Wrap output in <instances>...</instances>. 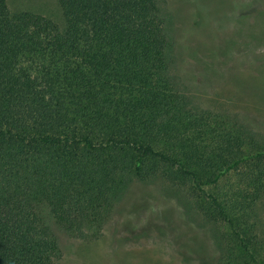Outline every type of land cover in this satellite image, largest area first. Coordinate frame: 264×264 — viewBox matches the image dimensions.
I'll return each instance as SVG.
<instances>
[{
  "label": "trees",
  "instance_id": "trees-1",
  "mask_svg": "<svg viewBox=\"0 0 264 264\" xmlns=\"http://www.w3.org/2000/svg\"><path fill=\"white\" fill-rule=\"evenodd\" d=\"M59 3L64 28L0 0V264H55L57 230L98 237L158 180L227 225L206 258L264 264V140L180 80L172 0Z\"/></svg>",
  "mask_w": 264,
  "mask_h": 264
},
{
  "label": "rangeland",
  "instance_id": "rangeland-1",
  "mask_svg": "<svg viewBox=\"0 0 264 264\" xmlns=\"http://www.w3.org/2000/svg\"><path fill=\"white\" fill-rule=\"evenodd\" d=\"M7 2L12 11L32 10L65 26L59 0ZM172 3L180 80L201 107L230 114L264 140V0ZM257 212L264 232V197ZM226 230L224 223L206 221L185 190L173 191L162 180L134 182L98 237L57 230L61 253L55 264H224L218 254L214 260L206 257L217 247L223 257Z\"/></svg>",
  "mask_w": 264,
  "mask_h": 264
}]
</instances>
